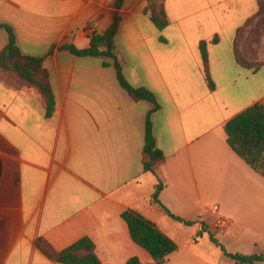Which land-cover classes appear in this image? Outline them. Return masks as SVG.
<instances>
[{"label":"crops","instance_id":"crops-1","mask_svg":"<svg viewBox=\"0 0 264 264\" xmlns=\"http://www.w3.org/2000/svg\"><path fill=\"white\" fill-rule=\"evenodd\" d=\"M164 5L169 23L159 30L148 0H0V24L25 54L43 57L55 101L48 115L37 89L0 80V264H63L39 240L60 252L83 238L103 264H153L125 211L177 244L165 264H248L204 229L228 253L264 254V177L225 131L250 106H264V0ZM115 21L127 80L161 103L152 117L166 156L160 199L190 225L151 200L159 178L144 169L149 104L120 85L111 60L61 50L66 41L88 47ZM8 42L1 28L0 50Z\"/></svg>","mask_w":264,"mask_h":264},{"label":"trees","instance_id":"trees-1","mask_svg":"<svg viewBox=\"0 0 264 264\" xmlns=\"http://www.w3.org/2000/svg\"><path fill=\"white\" fill-rule=\"evenodd\" d=\"M164 1L148 0L146 8L152 22L159 30L164 29L169 23ZM1 28L7 30L9 42L4 49L0 50V80L12 87L23 86L37 89L44 99L47 114L51 115L55 101L49 74L43 67V57L25 54L19 46L13 28L7 24H0ZM119 31L120 22L115 21L104 34H94L88 47L80 49L74 43L66 41L62 44L61 50L69 51L80 57H101L111 60L120 85L135 100H143L149 104L145 127L144 169L159 178L151 200L160 205L172 218L190 225L192 222L175 216L160 199L166 186L164 180L160 178V169L166 156L158 147L152 117L161 109V103L153 91L145 87H134L127 80L115 43ZM201 51L204 61H207L205 42L201 44ZM104 64L108 65L109 63L105 62ZM225 131L231 149L253 170L264 177V106L259 103L250 106L229 120L225 125ZM122 217L129 226L132 239L151 254L153 264H165L169 256L178 249L177 244L170 237L141 214L135 211H125ZM204 231L209 232L214 244L239 263L252 264L264 260V254L247 256L228 253L211 231L207 229ZM38 245L48 256L63 264H103L97 255L95 244L89 238H83L60 252L53 250L44 239L39 240ZM127 264L143 263L137 257H133L128 260Z\"/></svg>","mask_w":264,"mask_h":264},{"label":"rangeland","instance_id":"rangeland-1","mask_svg":"<svg viewBox=\"0 0 264 264\" xmlns=\"http://www.w3.org/2000/svg\"><path fill=\"white\" fill-rule=\"evenodd\" d=\"M121 45H122V38L120 37V38H118V39L116 40V46H117V49H118V48L120 49Z\"/></svg>","mask_w":264,"mask_h":264}]
</instances>
